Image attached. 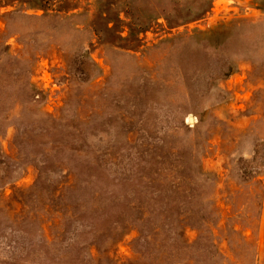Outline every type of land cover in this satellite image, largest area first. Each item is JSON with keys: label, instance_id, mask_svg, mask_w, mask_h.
<instances>
[{"label": "rangeland", "instance_id": "374dc122", "mask_svg": "<svg viewBox=\"0 0 264 264\" xmlns=\"http://www.w3.org/2000/svg\"><path fill=\"white\" fill-rule=\"evenodd\" d=\"M0 264H264V0H0Z\"/></svg>", "mask_w": 264, "mask_h": 264}]
</instances>
